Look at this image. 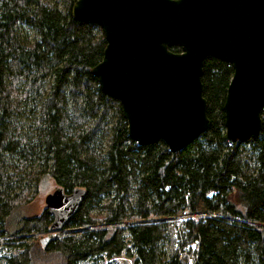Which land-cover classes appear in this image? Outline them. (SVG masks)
<instances>
[{"label":"trees","instance_id":"obj_1","mask_svg":"<svg viewBox=\"0 0 264 264\" xmlns=\"http://www.w3.org/2000/svg\"><path fill=\"white\" fill-rule=\"evenodd\" d=\"M62 1L64 9L55 0H0L4 264H50L49 257L54 264H264V124L243 142L227 140L233 66L205 61V133L177 153L163 140L140 146L121 103L91 72L104 56L103 29L73 19L78 0ZM42 175L86 196L60 235L39 248L27 236L53 233V217L22 210Z\"/></svg>","mask_w":264,"mask_h":264},{"label":"water","instance_id":"obj_2","mask_svg":"<svg viewBox=\"0 0 264 264\" xmlns=\"http://www.w3.org/2000/svg\"><path fill=\"white\" fill-rule=\"evenodd\" d=\"M72 17L103 29L104 56L91 72L121 103L129 135L140 146L163 140L177 153L209 129L202 83L209 57L234 68L224 103L227 140L243 142L261 132L264 0H78ZM85 196L82 188L66 194L61 187L46 196L53 233L66 228Z\"/></svg>","mask_w":264,"mask_h":264},{"label":"rangeland","instance_id":"obj_3","mask_svg":"<svg viewBox=\"0 0 264 264\" xmlns=\"http://www.w3.org/2000/svg\"><path fill=\"white\" fill-rule=\"evenodd\" d=\"M61 9H64V3L62 0H55ZM34 173H38L37 170H34ZM41 180L39 181V185L36 188L37 194L34 198V200L32 201V203H30L29 205H27L23 210H22V215L25 217H35V216H40L42 215V213L46 210V204H45V199L46 196L50 193H53L58 186L52 181L51 178L46 177V176H41L39 177ZM34 191V190H33ZM95 214H98V212H96ZM104 216V215H103ZM191 216L188 214H185L183 216V220L185 221L188 220ZM198 217V216H197ZM61 232L58 233H44V234H36V235H28L27 236V241L29 243H37L38 247H42L41 246V240H43L46 237H52V239H54V237L60 235ZM164 247V251L167 252V254L170 252L171 250V245L170 243H166L163 245ZM7 255L6 252H2L0 254V264H4L5 263V258ZM50 258V257H49ZM48 258V263H55V259L54 258H50L49 261ZM42 260H46V259H42ZM41 260V261H42ZM118 263L116 264H132L131 261H129L127 258H121V259H117ZM44 264V262L42 263ZM47 264V263H45ZM90 264H111L109 261L108 262H101V261H95V262H91Z\"/></svg>","mask_w":264,"mask_h":264}]
</instances>
